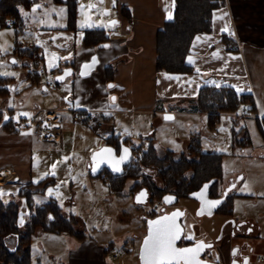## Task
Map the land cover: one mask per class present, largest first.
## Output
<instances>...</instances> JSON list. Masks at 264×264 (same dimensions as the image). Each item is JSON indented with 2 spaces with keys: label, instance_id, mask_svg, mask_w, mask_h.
Masks as SVG:
<instances>
[{
  "label": "crops",
  "instance_id": "obj_1",
  "mask_svg": "<svg viewBox=\"0 0 264 264\" xmlns=\"http://www.w3.org/2000/svg\"><path fill=\"white\" fill-rule=\"evenodd\" d=\"M174 3V0H118L119 22L123 28L128 25L132 36L128 40H133L134 47L133 56L118 63L113 70L112 79L124 85L117 84L120 87L117 91L121 94L120 103L125 107L129 105L126 103L131 100L127 93L129 86L134 97V101L131 100L132 110L145 112L154 111L153 106H148L155 101L156 95L172 87L185 95L194 94L196 101L197 91L202 85L231 86L238 93L251 94L256 108L254 114L264 136V0H225V4L213 12L212 30L198 33L193 39L187 62L194 72L180 74L160 72L162 70L155 67L156 33L170 20L167 18L169 13L173 17ZM122 5L127 6L130 17L121 13ZM84 30L78 29L77 21L76 28L68 27L67 18L61 27H38L29 45L38 46L42 57L37 60L25 57V70L18 78H11L9 93L0 98V114L10 115L12 120L10 126H4L0 121V174L4 177L0 180V197L6 201L17 200L19 226L24 224L31 212L25 197L18 195L19 189L30 183L34 188L33 184L45 178L55 181L49 185H56L60 174L68 170L72 174L74 170L73 160L70 159L67 166L59 155L67 148L66 127L72 132L91 129L99 134L105 132L107 137L121 135L115 133L116 119L118 113L127 112L129 107H117V101L109 100L106 66L110 65L117 52L129 54L128 40L124 44L109 38L108 47L86 45ZM225 34L229 38L224 39ZM218 40L225 44V48L215 46ZM94 54L98 58L96 72L93 70L88 74L89 78L76 75L75 71L79 70L81 63ZM61 66L73 68L72 78L57 82L54 90L48 88L47 72L56 71ZM93 75L94 80L90 78ZM74 108L96 111L102 125L98 127L90 120L72 121L70 115ZM191 112L200 113L196 110V102ZM119 129L123 130V127ZM130 135H121L126 138L125 144L130 147L139 145L133 144ZM150 137L152 135H145L142 143L146 144ZM103 144H107L106 141L95 145L92 150ZM87 166L89 168V163ZM232 181L237 184L238 179ZM49 185L33 194L45 193ZM37 230L54 233L42 228ZM54 234L68 237V241L73 243L78 241L74 248L69 249L64 264H110L109 257H113L114 251L111 243L103 245L91 237L66 232ZM52 260L50 264H56ZM33 264L47 263L37 256Z\"/></svg>",
  "mask_w": 264,
  "mask_h": 264
},
{
  "label": "rangeland",
  "instance_id": "obj_2",
  "mask_svg": "<svg viewBox=\"0 0 264 264\" xmlns=\"http://www.w3.org/2000/svg\"><path fill=\"white\" fill-rule=\"evenodd\" d=\"M117 3L118 0H77L78 29L104 28L111 41L125 44V40L131 39L132 36L128 25L123 28L119 22L121 18L118 15ZM21 12L25 22L21 33H17L12 24L0 27V81L21 75L25 70V56L19 54V44L29 45L32 35L40 26H64L67 5L52 0H37L29 8L21 7ZM112 20L117 23L113 25ZM82 23L93 26L82 28ZM127 46L129 54L117 52L109 63L113 69L118 63L133 56V40H128ZM215 46L225 48V44L219 40ZM64 68L66 66L58 68L56 76ZM73 73L74 71L64 80L72 78ZM40 74L42 76V73ZM75 74L81 78H89V75H80L78 71H75ZM90 78L94 80V75ZM156 80L159 85L158 77ZM63 81L56 80V83ZM117 84L124 86L114 78L107 83L109 100L117 101V107L129 108L127 112L118 113L116 134H131L133 144H141L145 135L154 136L159 156L169 149L184 151L189 140L199 134L202 150L223 153L219 189L226 188L231 180L238 179L237 184L228 192V195L232 196L231 217L221 211L202 213L196 200L190 197L178 200L177 205L186 211L181 219L189 228L186 232L189 235L195 234L197 239H212L215 246L208 252L214 253L222 264H231L235 249L245 243L255 245L250 264H264L256 261L257 255H264V136L255 114H244L243 107H240L235 112L222 114L212 129L209 127L207 114L191 112L195 107L194 94L185 95L184 92L174 91L172 87L161 95L160 92L156 95L155 101L148 106H153L154 111L145 112L132 110L134 97L131 86L127 93L132 101H126L129 103L126 107L120 103L121 94H117L120 87ZM245 106L248 107V104ZM165 112L173 115L171 119L166 118ZM120 126L123 130L119 129ZM233 127L246 128L250 136L247 145L232 143ZM65 136L68 138L67 148L59 155L67 166L72 159L74 170L72 174L69 170L60 174L57 184L49 185L45 193L33 194V206L54 198L61 206L64 216L75 214V230L82 232L85 237H91L97 243H111L114 246L112 254L118 257H109L110 264H141L139 251L147 229L145 218L150 214L152 207L145 203L139 204L136 200L130 190L134 182L131 178L126 180L120 192H113L102 175L90 174L87 165L95 150L92 149L106 141L107 133L99 134L91 129L72 132L66 127ZM5 156L8 157L9 154ZM67 238L36 230L31 240L32 262H35L37 256H41L47 264L52 263V259L56 264H64L69 249L74 248L78 242L73 243L74 241H68Z\"/></svg>",
  "mask_w": 264,
  "mask_h": 264
},
{
  "label": "trees",
  "instance_id": "obj_3",
  "mask_svg": "<svg viewBox=\"0 0 264 264\" xmlns=\"http://www.w3.org/2000/svg\"><path fill=\"white\" fill-rule=\"evenodd\" d=\"M37 0H0V27L12 24L17 33L25 28L21 7L29 8ZM55 3L67 5V26L76 28L77 0H52ZM174 14L167 20L163 27L156 33L155 67L172 73H192L193 67L187 62V55L194 37L198 33L212 30V17L215 9L223 6L225 0H174ZM128 8L121 6V13L130 17ZM104 28H86L84 30V42L86 45L102 46L109 40ZM223 38H229L223 35ZM230 44H228V47ZM19 54L31 60L42 57L40 48L36 45L18 46ZM107 80L112 79L113 66L107 65ZM55 71V70H54ZM61 72V71H60ZM11 78L0 81V98L9 93ZM196 110L207 114L210 128H214L222 114L237 111L240 107L247 112L255 113V103L250 93H238L231 86H215L205 84L200 86L196 95ZM248 104V107L245 105ZM7 116L6 120L4 117ZM0 121L4 126H10V115L0 114ZM236 124V123H235ZM121 135L107 137L106 143L119 146ZM123 142H127L124 137ZM250 136L244 127L232 128V143L247 145ZM135 160L125 166L121 175H113L103 170L98 176L106 181L110 191L120 192L127 179L134 182L130 187L133 192L140 184L150 189L153 197L160 199L167 191H173L177 195H183L194 191L203 184H208V195L215 198L222 196L218 183L222 177L223 153L216 151H204L201 148L200 135L195 134L186 149L180 153L167 150L162 156L157 154L153 136L144 145H133ZM155 169L160 178L161 185L155 186L146 170ZM190 172V173H187ZM140 178V180H139ZM41 179L34 188L31 183L22 186L18 195L24 196L30 206V215L22 226L17 223L19 204L17 200H4L0 197V264H33L31 240L38 228L45 231L61 233L66 232L79 237L83 233L74 229L75 214L69 216L62 214V208L57 200L50 198L41 205L33 206V193L40 192L53 180ZM217 211L227 215L232 213V196L228 195L218 205ZM109 247L108 249H110ZM107 249V250H108Z\"/></svg>",
  "mask_w": 264,
  "mask_h": 264
},
{
  "label": "flooded vegetation",
  "instance_id": "obj_4",
  "mask_svg": "<svg viewBox=\"0 0 264 264\" xmlns=\"http://www.w3.org/2000/svg\"><path fill=\"white\" fill-rule=\"evenodd\" d=\"M122 140H123V137L120 136L119 146H115L114 145L117 149L120 148V146H121L122 143H125ZM156 151H157V149H156ZM171 151H173V150H171ZM174 152H176V151H174ZM177 153H180V152H177ZM131 157H132L131 158V162H133L136 159L133 150H132V156ZM145 173L150 176V178L152 179V181L155 184V186H160L161 185L160 178L157 176V171L155 169L146 170ZM187 173H190V172H187ZM139 180H140V178H139ZM230 184H234V186H235L236 185V182L235 181H232L231 183H229V185ZM205 186L206 185L203 184L202 186H200L199 188L195 189L194 191L189 192V193H186V194H183V195H177V193H175V189H173V191H167V192H165L161 196L160 199H157V198L153 197V194L151 193L150 189L147 188L143 184H140L132 193H133L134 196H136L137 200H138V197H139V201H138L139 204H144L145 203V204H149L150 207H152L150 214L145 218L146 219V226H147V220L149 218H151V217H154L156 215H159V214H162V213H165V212H169V211H171V210H173L175 208H179V209L183 210V208L181 206H178L177 205L178 204V200L180 198H183V197H190V198H193L194 200H196V202L198 203L197 205L199 207V210L202 213H205L206 210L212 209L213 207L209 208V206L206 205L205 201H211L210 199H212L213 201H217L218 198L211 197V196L208 195V193H207V196H208V198H207V196L205 194ZM224 190H225V188L224 189H221L222 196H223V191ZM202 191L204 192L203 198H201L200 195H199V193H201ZM142 192L145 193L146 195H144V196L141 197L140 196V193H142ZM165 194H169L170 195L169 198L175 199V200L172 203H165V202H163V196ZM227 194H226V196H227ZM226 196H224V198ZM216 209H215L214 212H217ZM183 211H184V214L180 218V222H181V224L183 226V233H182L181 238L178 241V245L182 247V246H187V245L194 244V243H196L198 241H203L205 244H212L211 246H208L205 249H202L201 251H199L200 257L202 259H206V260H210V261L216 262L217 264H222V262L216 257V255L214 253L211 252V254H210L208 252L209 250L213 249L214 246H215V242L212 239H210V240H207V239H202V240L201 239H197L194 236L195 234L189 235L186 232V230H188L189 228L181 220L182 217L186 213L185 210H183ZM228 216L231 217L232 215H228ZM146 231H147V229H146ZM254 249H255V245L254 244H249V243H245L242 246L236 248L235 249V252L233 253L234 256H233V259H232L233 261L231 262V264H243V263L244 264H250L251 263V257H252V254L254 252Z\"/></svg>",
  "mask_w": 264,
  "mask_h": 264
},
{
  "label": "water",
  "instance_id": "obj_5",
  "mask_svg": "<svg viewBox=\"0 0 264 264\" xmlns=\"http://www.w3.org/2000/svg\"><path fill=\"white\" fill-rule=\"evenodd\" d=\"M112 21H116V20H112ZM106 34L108 35V33H106ZM108 44L109 43L106 42V43H103L102 45L104 46V45H108ZM94 58H95V62H93ZM97 63H98V58H97V55L94 54L89 60L84 61V62L81 63L80 68L78 70L79 74L83 75V76L90 74L95 69ZM86 65H90V67H86ZM72 72H73V68L72 67H66L56 76V80L63 81ZM58 78H60V79H58ZM165 116L166 117H172L173 115L169 114L168 112H165ZM104 149H110L111 152L110 153H105V152L102 151ZM124 149H128L127 159L121 161V157L125 156ZM131 156H132V148L130 146H128L127 144L122 143L119 149H117L112 144H103L102 146H100L99 148H97V149H95L93 151V154H92L90 162H89L90 173L93 176H96V175L100 174L103 170H108L113 175H121L125 171V165H127V164H129L131 162V158H132ZM118 161H119V163L117 164ZM115 167H118L120 170L119 171H115L114 170ZM209 183L210 182H208V184H205L207 186V187L205 186V194H206V196H207V193H208ZM233 186H234V184L228 185L225 188V190L223 191V196H221L220 198L217 199V201H219V203L216 204L212 209L206 210V212L205 211L204 212L207 213V214L213 213L215 211V209L218 207V205L224 200V196H226V194L233 188ZM169 196H170L169 194H165L163 196V202L172 203L175 200V199H170L169 202H166L165 198H169ZM207 198H208V196H207ZM136 200H137V198H136ZM210 200L213 201L212 199H210ZM137 201H139V200H137ZM177 212H179L181 215L176 217V224L180 228L179 238L175 241V245H174L176 248H178V249L195 248V247H197L198 244H200L202 242L204 247H202L200 249V251H201L202 249H205L206 247L212 245V244H205L203 241H198V242H196L194 244H191V245L182 246V247L179 246L178 245V241L181 238L182 233H183V226H182V224L180 222V218L184 214V211L179 209V208H175V209H173V210H171L169 212H165V213L156 215V216L151 217V218H149L147 220V231H146V234L144 235V237L142 239V242H141V245H140V251H139V257H140L141 264H144V260L142 258V251H143L144 241L149 235V229H150L149 222L158 220V219H160L161 217H164V216H172V214L177 213ZM196 259L198 261H200V264H217L216 262H213V261H210V260H206V259H202L200 257V253H198ZM172 264H184V261L183 260H180L179 262L173 261Z\"/></svg>",
  "mask_w": 264,
  "mask_h": 264
},
{
  "label": "snow or ice",
  "instance_id": "obj_6",
  "mask_svg": "<svg viewBox=\"0 0 264 264\" xmlns=\"http://www.w3.org/2000/svg\"><path fill=\"white\" fill-rule=\"evenodd\" d=\"M63 11V9L61 10ZM169 19L172 18L171 13H169ZM113 25L117 23V21L111 22ZM93 25L82 23L81 27H92ZM226 30V29H225ZM104 47H108V45H104ZM95 62V58L93 60ZM86 67H90V65H86ZM60 79V78H58ZM112 87V85H109ZM115 99V98H113ZM23 115H28L24 113ZM6 120L7 116L4 117ZM167 119H171V117H166ZM27 134V133H25ZM105 153H110V149L102 150ZM125 156L121 157V161L127 159L128 149H124ZM119 161L117 162V164ZM55 167V165H53ZM115 171H119L118 167L114 168ZM207 187V186H206ZM51 191V190H50ZM146 195L145 193H140V196ZM200 197L203 198L204 192L199 193ZM166 202H169L171 198H165ZM139 200V197H138ZM206 205L209 208L214 207L219 201H205ZM181 215L179 212L172 214V216H164L158 220L150 221V229L149 235L144 241L142 258L144 260V264H172L173 261L179 262L180 260L184 261V264H200V261L196 259L200 249L204 247L203 243L197 245L195 248H176L175 241L179 238L180 228L176 224V217ZM23 221L21 220V223Z\"/></svg>",
  "mask_w": 264,
  "mask_h": 264
},
{
  "label": "built area",
  "instance_id": "obj_7",
  "mask_svg": "<svg viewBox=\"0 0 264 264\" xmlns=\"http://www.w3.org/2000/svg\"><path fill=\"white\" fill-rule=\"evenodd\" d=\"M47 76L49 78L46 83L47 87L53 90L56 89L57 88V84L55 80L56 71L49 70ZM70 116H71V120L75 122L90 120L94 122L98 127L102 125V122L99 119V114L96 111L74 108L72 109ZM263 132H264V128H263ZM113 257H117V255L113 254ZM257 261H264V257L257 256Z\"/></svg>",
  "mask_w": 264,
  "mask_h": 264
},
{
  "label": "bare ground",
  "instance_id": "obj_8",
  "mask_svg": "<svg viewBox=\"0 0 264 264\" xmlns=\"http://www.w3.org/2000/svg\"><path fill=\"white\" fill-rule=\"evenodd\" d=\"M2 179H4V177H3V175H2V174H0V180H2Z\"/></svg>",
  "mask_w": 264,
  "mask_h": 264
}]
</instances>
